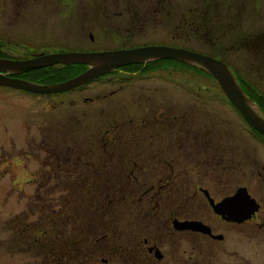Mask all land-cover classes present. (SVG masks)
<instances>
[{"label":"flooded vegetation","instance_id":"obj_1","mask_svg":"<svg viewBox=\"0 0 264 264\" xmlns=\"http://www.w3.org/2000/svg\"><path fill=\"white\" fill-rule=\"evenodd\" d=\"M27 1L11 0L15 16ZM79 3V31L0 37V59L180 43V22H148L145 0ZM235 57L226 62L231 70L239 65ZM87 68L59 64L4 75L48 85ZM186 74L200 77L194 68L163 60L120 67L48 96L0 86V180L10 187L5 200L18 192L26 201V210L0 231L10 234L0 236V264H213L218 245L234 238L217 233L214 220L263 249L264 137L223 95L212 94L215 80L186 83ZM253 96L247 94L255 102ZM242 189L258 205L249 220L238 224L214 213L210 201ZM116 194L123 211L115 207ZM174 222H199L210 234ZM230 257L247 264L236 252Z\"/></svg>","mask_w":264,"mask_h":264},{"label":"water","instance_id":"obj_2","mask_svg":"<svg viewBox=\"0 0 264 264\" xmlns=\"http://www.w3.org/2000/svg\"><path fill=\"white\" fill-rule=\"evenodd\" d=\"M176 60L184 65L198 68L208 76L215 78L219 88L222 89L227 99L235 105L245 120L252 128L264 137V115L249 100L240 89L236 78L233 76L228 66L210 56L200 53L183 50L180 48H170L166 46H150L146 48L132 49L128 51H116L105 53H70V54H49L47 56H37L33 60L24 62L9 61L0 59V86L17 88L34 94L49 95L70 91L73 88L82 86L84 83L93 81L95 78L112 73L119 67L128 65H140L151 63V61ZM86 65L88 69L80 76L69 81L55 85H40L29 81L11 79L4 74H25V72L44 69L55 65ZM213 205L212 202H210ZM214 212L225 218L231 217L234 222L248 220L251 214L257 210V205L248 196L244 189L239 190L237 195L213 205ZM175 227H186L210 233L209 229L200 223H175ZM221 238V237H217Z\"/></svg>","mask_w":264,"mask_h":264},{"label":"rangeland","instance_id":"obj_3","mask_svg":"<svg viewBox=\"0 0 264 264\" xmlns=\"http://www.w3.org/2000/svg\"><path fill=\"white\" fill-rule=\"evenodd\" d=\"M79 1L81 0H54L53 4L50 5L48 4L49 0H30L27 2H31V3H28L27 6H24V8H22L21 15L15 16L13 13L14 8L11 4V0H0V37H12V36L49 33V36H52L53 38H58V37H62L65 34V32L79 31L81 28L80 26L81 20H79L80 15L78 14V10H79L78 7L80 6ZM82 1H86V0H82ZM248 2H249V8L251 14H249V16L248 15L244 16L243 20L246 24L244 25L243 29L246 30V32L249 33L252 37L260 33L264 35V0H258L257 2L253 0H248ZM81 3L82 5L86 4L84 2ZM96 3H97L96 8L97 7L99 8L98 4L100 2H96ZM97 14H98L97 17L98 26H103V24H105V21L101 20L100 17L102 15H100L99 12ZM88 16H90V14ZM85 23L82 22V26L89 27L88 23L86 24ZM164 40L167 41V38H164ZM166 45L169 46V43H166ZM181 45H183L182 41H181ZM192 45L195 47V49H201V46L197 43H194ZM244 66L246 70L249 69L246 68L247 65L244 64ZM257 67L254 66V68ZM242 70L243 69L241 68L238 77H243L245 79L248 78V80L251 79V81L252 78H255V81H252L253 88L258 93L262 94V96L264 97V71L262 69L258 70L257 74L254 75L255 77L251 78L247 75V72L245 70L244 72ZM36 74L38 76L47 77L46 76L47 74L42 72ZM183 79L185 80L186 83L188 81H198V80L200 82L209 83V80L203 77H198V78L194 77L192 79L190 74L184 75ZM209 90H211L212 94L214 95L216 94L219 97H222V93L220 90H218V87L216 88L217 90L216 92L211 87H209ZM44 102H45L44 97L38 100L39 105H43ZM24 103L25 104L28 103V100H26ZM221 107H222L221 104H219L218 106L219 112L222 113L226 111L224 107L222 108ZM224 113L228 115L226 112ZM31 166L35 167L34 164H31ZM6 185H7L6 179H1L0 180V231L3 227L6 226L5 221L8 220V218L13 217L11 215L14 214L19 215V212H21V210L23 211L26 210V206H25L26 201L18 199L17 197L18 192L9 195L5 200L6 194L4 193V191H8L10 189V187L9 186L6 187ZM4 200L6 202L5 205L3 203ZM211 224L215 228H218L217 233L220 234L226 233L227 234L226 237L229 235V233L234 235V238H230L231 240L227 241L224 244L218 245V248L221 250V252L217 253V255L212 258L213 264H229L228 262L229 260L230 262H232V264H236L237 262L234 261V258L230 257V254L232 255L234 252H236V256L238 257V260L242 258L243 261H245L247 264H264V246L263 249H261L255 239L252 238L246 239L242 237L240 234L238 235L237 232L235 233L229 232V230L226 229V227H224V225H222L221 222L217 220H214V222ZM105 229L107 228L105 227ZM102 232H105V230H102ZM0 236L6 238L9 237L10 234L9 235L2 234ZM22 257L23 255L19 256L18 258L21 259ZM1 258L2 257H0V259ZM5 261L6 260L2 262Z\"/></svg>","mask_w":264,"mask_h":264},{"label":"trees","instance_id":"obj_4","mask_svg":"<svg viewBox=\"0 0 264 264\" xmlns=\"http://www.w3.org/2000/svg\"><path fill=\"white\" fill-rule=\"evenodd\" d=\"M145 1L148 22L149 20L162 21V23H172L174 20L180 22L179 32L184 48L201 52L223 62H227L229 57L237 56L235 57L237 64H245L249 69L246 70L245 67L239 66L235 68L236 70L234 69L235 72L243 68L251 78L255 77L258 70L264 71V36L254 35L252 37L242 31L246 24L243 20L244 16L251 14L248 0ZM194 43L199 44L201 49H195L192 45ZM257 45L260 46L257 47ZM249 80L242 77L241 87L247 94L254 95L255 101L261 103L262 96L258 95L253 88L252 81H255V78H252V81ZM116 195L120 197V194ZM119 200L121 197H115V207L123 211L124 202H119ZM104 211L101 210V213Z\"/></svg>","mask_w":264,"mask_h":264}]
</instances>
